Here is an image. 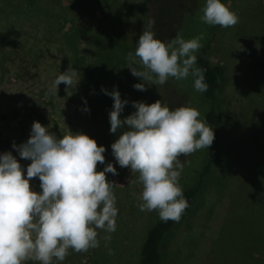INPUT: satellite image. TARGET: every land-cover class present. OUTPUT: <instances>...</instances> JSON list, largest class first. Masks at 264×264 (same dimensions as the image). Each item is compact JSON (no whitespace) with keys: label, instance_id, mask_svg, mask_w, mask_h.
Instances as JSON below:
<instances>
[{"label":"rangeland","instance_id":"obj_1","mask_svg":"<svg viewBox=\"0 0 264 264\" xmlns=\"http://www.w3.org/2000/svg\"><path fill=\"white\" fill-rule=\"evenodd\" d=\"M51 1L56 0H0V153L12 151L26 169L31 161L21 159L12 143L26 141L34 121L57 136L69 130L80 132L77 127L87 124L90 116L83 110L84 101L89 109L91 101L87 73L80 76L83 71L77 67L82 62L93 73L91 76L90 71L89 84L96 83L99 76V115L91 110L90 114L99 116V135L111 153L119 131H109L113 100L102 87L111 91L115 86L121 98L128 100L122 119L135 111L133 101L150 104L160 99L170 109L200 102L191 75L152 85L131 74L127 56L135 53L137 39L149 20L154 21L156 37L164 42L177 34L186 40L203 34L202 43L213 27L200 20L205 0H64L62 10L47 3ZM225 3L238 16V23L228 28L214 26L209 61L222 65L227 74L219 94L227 127V166L214 175L203 204L172 238L169 251L177 255L169 264H248L249 244L253 246L251 256L257 249L250 231L259 223L257 231L264 235V0ZM68 66L77 71L79 83L71 87L61 83L56 94L49 92L53 80ZM131 66L142 70L138 64ZM136 83L144 84L146 90L135 89ZM40 114L44 118L37 120ZM190 158L180 157L181 162ZM111 163L122 175L121 180L106 174L114 185L116 231L106 242L105 233L97 230V248L107 247L106 264H136L148 223V211L137 207L142 185L138 174L121 168L114 156ZM30 187L40 191L38 178L30 181ZM248 202L251 206L242 209ZM232 216L238 217V224L231 222ZM132 220L136 223L129 227ZM205 231L214 232L209 237L213 244L199 236ZM70 253L69 249L63 262L53 264H82V257L94 256L89 250L74 252L71 259Z\"/></svg>","mask_w":264,"mask_h":264},{"label":"clouds","instance_id":"obj_2","mask_svg":"<svg viewBox=\"0 0 264 264\" xmlns=\"http://www.w3.org/2000/svg\"><path fill=\"white\" fill-rule=\"evenodd\" d=\"M201 11V22L209 26L228 28L238 23V16L224 0H205ZM153 26L149 20L137 39L135 53H128L131 74L152 85L191 75L194 89L206 92L204 71L196 66L195 55L202 47L203 34L187 40L177 34L164 42L156 37ZM77 76L68 66L53 80L49 92L56 94L61 83L76 86ZM133 87L146 90L142 83ZM101 90L113 100L109 131H119L111 144L112 155L121 168L138 173L142 185L137 207L142 212L157 211L163 222H179L189 206L180 184L184 167L180 157L209 149L215 138L213 128L197 109L187 105L170 109L160 99L150 104L133 101L135 111L122 119L128 100L121 98L115 86L111 91ZM84 103L83 110L90 111L86 99ZM12 148L31 162L25 169L12 151L0 153V264L63 262L69 249L80 253L99 247L97 230L106 234V242L111 240L118 208L114 185L106 174L117 175V169L109 162L97 170L98 163L105 162L104 145L98 146L84 132L69 130L57 136L34 121L29 138L20 144L13 142ZM35 178L40 191L30 187Z\"/></svg>","mask_w":264,"mask_h":264},{"label":"trees","instance_id":"obj_3","mask_svg":"<svg viewBox=\"0 0 264 264\" xmlns=\"http://www.w3.org/2000/svg\"><path fill=\"white\" fill-rule=\"evenodd\" d=\"M64 0L59 1H51L47 2L50 5H55L60 8L66 5ZM226 0H224L225 2ZM96 23L91 27L94 30ZM213 27H210L209 33L206 35L205 40L201 43L202 47L195 53L197 56L196 66L203 69L204 71V82L207 84V91L200 93L198 92L199 103L196 106H192L197 109L201 113V119L205 120L207 126L213 128L215 138L212 145L209 149H200L190 156L191 158L186 162L182 161L184 164L183 169L186 171L181 174L180 184L183 189L184 196L188 202V207L185 209L182 214L179 222L168 220L167 222H163L159 219V215L157 211L147 212L148 223L147 228L142 238V241L138 248V259L136 264H169L170 259H173L177 254L176 251H169V246L172 238L175 233L179 230L181 224L188 220V218L198 210L203 204L207 192L209 191L211 184H213L214 175L226 168L227 166V156L226 149L228 146L225 144L227 127L222 120V104L220 100V91L223 88V85L226 82L227 74L224 67L220 64H211L209 61V51H210V41L212 38ZM69 37H67L68 39ZM89 44H87L88 47ZM89 48V47H88ZM86 52H88L86 50ZM88 60H90V52H88ZM82 59V58H81ZM99 64L96 61L95 65ZM80 71H83L80 76L86 74L87 77V86L91 89L89 90V100L90 101V110L91 114L99 113V76L97 77V82L93 84L88 83L90 69H87V64L83 63L80 66H77ZM95 68V67H94ZM92 68V70L94 69ZM93 75L91 71V76ZM156 91H159L161 94H165L166 91L156 88L153 86ZM98 90V91H96ZM195 94V90L192 92ZM88 120L87 124L79 125L77 128L80 132H84L88 134L90 137H93L97 145H103V139L99 135V116L97 118L91 117L90 111H88ZM99 115V114H98ZM44 116L42 114L39 115L37 120H42ZM106 148V147H105ZM104 164L97 165V170H102L103 167L111 162L113 159V155L111 151H108L106 148ZM193 158V159H192ZM192 159V163H191ZM189 165V166H188ZM138 173H135V176ZM115 176V175H113ZM118 179L122 180V175L120 171L117 170ZM117 204V203H116ZM251 205L248 202L243 206L242 209H247ZM237 216H232L231 222H236L238 224L239 221ZM136 220V217H135ZM135 220H132L129 227L136 223ZM239 220V219H238ZM126 226V225H123ZM259 227L256 225L250 232L248 233L251 236V239L254 242H257V249L254 251L253 256L250 254V249H252V244H249L248 248V264H264V235L262 232L257 231ZM253 231V232H252ZM257 232V233H256ZM106 235V234H105ZM214 236V232H202L199 236L203 237V239H207L210 243H212L213 238L210 240L209 237ZM213 244V243H212ZM107 247L103 246L100 248H90L94 253V256L87 257L79 260L82 264H106L107 255ZM71 250V249H70ZM88 250V251H89ZM73 251L71 250L72 257L74 259ZM171 253V254H170Z\"/></svg>","mask_w":264,"mask_h":264}]
</instances>
